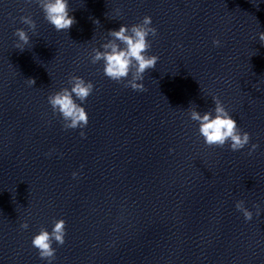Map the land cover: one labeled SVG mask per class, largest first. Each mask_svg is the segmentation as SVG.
<instances>
[{"label":"clouds","instance_id":"1","mask_svg":"<svg viewBox=\"0 0 264 264\" xmlns=\"http://www.w3.org/2000/svg\"><path fill=\"white\" fill-rule=\"evenodd\" d=\"M32 3L33 0H28ZM35 3L42 9L44 18L56 31H67L75 23L73 16L69 15L68 0H35ZM119 11V10H117ZM21 23L27 25L28 29L35 31L37 25L30 15L21 16ZM99 23V21H95ZM157 28L152 25V18L144 16L143 19L131 26L121 25L119 30H109L108 36L111 37L107 42L98 48H93L90 54L93 65L103 62V73L110 80L116 83H122L124 87H130L133 91H145L143 83L144 73L149 69H155L159 60L156 55H148L151 48V41L148 37L157 36ZM14 35L18 37L15 48L23 51L25 45L29 44L30 37L25 29L17 28ZM259 41L264 45V32L259 33ZM214 46H221L219 39H213ZM129 76L131 77L129 79ZM30 86L35 84L34 79H26ZM69 87H65L48 95L47 100L53 113H58L62 119L64 130L81 129L80 136L86 138L83 131L89 122L88 114L82 106L87 98L93 94L94 84L86 81L83 77L71 75L68 78ZM214 109L201 114L195 107H189L188 114L192 121L198 122L199 134L203 137L204 143L209 147L223 148L226 144L231 151H240L251 143V134L238 127L234 119L226 109L219 97H213ZM79 101V102H77ZM259 147L252 143L248 155ZM170 151H172L170 149ZM77 172H73V178H76ZM236 209L243 214L246 221L253 219V213L245 207L243 200L237 201ZM257 209L256 215H261V209L258 204L253 205ZM29 224L25 220L20 224L21 229H28ZM66 222L63 219L55 220L52 230L49 232L41 227L38 234L32 238L31 244L37 249L41 260L52 264L56 258L57 249L53 247L65 243Z\"/></svg>","mask_w":264,"mask_h":264}]
</instances>
